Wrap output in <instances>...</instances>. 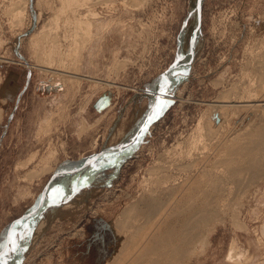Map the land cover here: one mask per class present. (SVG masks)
Masks as SVG:
<instances>
[{"label": "rangeland", "instance_id": "rangeland-1", "mask_svg": "<svg viewBox=\"0 0 264 264\" xmlns=\"http://www.w3.org/2000/svg\"><path fill=\"white\" fill-rule=\"evenodd\" d=\"M87 2L81 11L98 12L94 35L78 57L71 51L64 55L65 65L75 67L80 79L66 80L60 89L54 83L62 80V71L53 72L57 60L41 70L30 37L38 39L56 19L57 29L51 31L66 47L70 11L61 9V0H0L4 264L117 262L116 241L126 229L118 224L137 218L132 205L140 207L146 199L151 171L179 153H190L185 161L207 153L209 104L257 86L252 66L264 50V0H201L195 10L199 26L187 53L192 59L184 57L180 42L190 0ZM23 5L22 23L13 21L12 9ZM198 37L202 43L196 54L191 47ZM138 113L133 134L117 142ZM247 117H230L233 130L254 114ZM128 145L129 152L122 151ZM46 165L50 168L43 171ZM238 170L227 184L229 194L214 206L220 219L183 264H264V167L252 170L244 164ZM49 186L55 189L50 201L45 200ZM37 205L27 216L35 215L32 222H23Z\"/></svg>", "mask_w": 264, "mask_h": 264}, {"label": "bare ground", "instance_id": "bare-ground-1", "mask_svg": "<svg viewBox=\"0 0 264 264\" xmlns=\"http://www.w3.org/2000/svg\"><path fill=\"white\" fill-rule=\"evenodd\" d=\"M113 1L103 0L104 3ZM200 1L190 0V14L185 20L180 38L184 57L188 56L191 40L194 41L195 31L199 26L197 25L199 19H197L195 10ZM61 3L63 11H70V15L65 17L66 22L72 23L69 35L71 37L70 43L64 47L59 42L57 33L51 31L57 26L55 18L48 29L40 30L42 31L40 40L39 38L36 39L37 36L34 34L30 37L38 61L36 65L41 70L52 68L53 61L57 60V66L53 68L55 70L53 72L62 71L61 84L54 82L58 88L64 86L66 80L77 83L79 78L77 69L75 67L73 70H70L72 67L68 69L63 57L69 55L70 51L73 55L79 56L84 41L90 40L94 35L93 18L98 16V12L94 8L88 7L84 11L80 10L88 3L87 0H61ZM24 14L25 5L16 6L11 11L13 21L20 23H22ZM201 39L198 37L196 44H193L194 47H191L194 48V52L200 49ZM38 42H43L44 45L39 46ZM260 53L256 55L257 58L254 56L255 60L252 66L253 72L256 74L257 86L247 89L245 95L235 91L231 95H222L216 100L218 103L209 104L212 111L205 121L208 142L204 145L207 153L188 161L184 160L187 159L184 154L190 156L188 151L184 154L179 153L160 168L157 167L151 171L153 185L147 188L146 199L141 200L140 207L137 204L132 205L138 212L137 218L130 222L121 221L118 224L120 229H126L122 235V241H116V244L118 243L115 247V250L118 251L117 262L112 261V264H183L194 248L197 247L196 245L203 241L204 233L207 232L209 226L220 219L214 211V206H218L219 199H223L229 194L227 184L239 176L238 168H242L244 164L252 170H260L264 167V52ZM188 57L191 58V56ZM77 59L79 60V58ZM50 83L53 84V82ZM111 83L113 82H107L108 85ZM156 94L157 96L160 95L161 91L158 90ZM250 113L254 114V117L249 119L240 130H233V126L230 125V117L238 115L243 121L248 115L250 117ZM139 118L140 113L126 125L117 142L126 141L133 134ZM200 127L201 123L198 122L197 129ZM200 136L202 135L199 133L196 139ZM131 147L128 145L122 151H128ZM49 168L46 165L43 171ZM41 173L39 171L36 175ZM54 197L55 189L51 187L48 189L45 200L50 201ZM36 203L40 204V201ZM37 206H33L27 212L31 214L37 209ZM34 216H26L27 219L23 222H32ZM43 222H40L39 227L46 224ZM15 227L13 226L10 232L13 236ZM28 233V235H33ZM232 254L233 251L230 250L228 255L232 257ZM4 262L3 257L0 264H4Z\"/></svg>", "mask_w": 264, "mask_h": 264}, {"label": "water", "instance_id": "water-1", "mask_svg": "<svg viewBox=\"0 0 264 264\" xmlns=\"http://www.w3.org/2000/svg\"><path fill=\"white\" fill-rule=\"evenodd\" d=\"M104 101V97H101L100 99H98V101L96 102V107H100L102 104V102ZM123 148H120L119 150H122ZM117 151V150H116ZM42 201H44V199H43V197H41V200H40V203L42 202ZM39 206L40 205H38L37 206V209L39 208ZM30 213L29 212H26L25 214H24V216L23 217H26V216H28Z\"/></svg>", "mask_w": 264, "mask_h": 264}]
</instances>
